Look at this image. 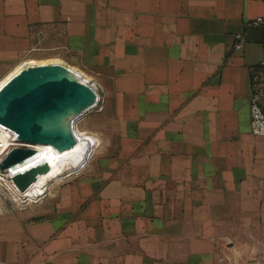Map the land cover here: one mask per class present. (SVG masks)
I'll return each mask as SVG.
<instances>
[{
  "label": "crops",
  "instance_id": "obj_1",
  "mask_svg": "<svg viewBox=\"0 0 264 264\" xmlns=\"http://www.w3.org/2000/svg\"><path fill=\"white\" fill-rule=\"evenodd\" d=\"M258 19L264 0H0V88L63 65L99 86L110 134L69 205L0 216V264H211L264 243Z\"/></svg>",
  "mask_w": 264,
  "mask_h": 264
},
{
  "label": "water",
  "instance_id": "obj_2",
  "mask_svg": "<svg viewBox=\"0 0 264 264\" xmlns=\"http://www.w3.org/2000/svg\"><path fill=\"white\" fill-rule=\"evenodd\" d=\"M69 73L60 64L22 65L0 88V124L18 134L21 143L72 149L75 135L64 131L59 121L70 112L84 114L96 107L98 99L88 84ZM34 153L30 148H13L0 162V170L23 163ZM50 170V164L43 163L13 176L12 181L25 192Z\"/></svg>",
  "mask_w": 264,
  "mask_h": 264
},
{
  "label": "rangeland",
  "instance_id": "obj_3",
  "mask_svg": "<svg viewBox=\"0 0 264 264\" xmlns=\"http://www.w3.org/2000/svg\"><path fill=\"white\" fill-rule=\"evenodd\" d=\"M55 62H61V61H55ZM51 63L54 62L37 63L31 65H44ZM26 65H30V64H26ZM67 69L69 70V72H74L69 68ZM84 79L89 83V85L91 84L93 85L94 82H90V79L88 77ZM95 89L96 91H99V86L97 85ZM101 105H102V101L96 110L85 113V115L80 118L81 120L80 119L77 120V122H75L76 124H74L75 130H78L80 133L84 132L87 138L89 139L95 138L94 140L97 141L96 143L97 147L96 149L93 150L92 156L87 162L88 164L86 169L83 170V172L81 170L78 174L67 173L66 175L62 176L60 180L59 179L51 180L49 182L50 190L43 197L37 199L36 201H31L27 198L26 199L22 198L21 195L16 191L15 187L11 182L10 177L12 175V172L3 173L0 170V216L5 213H9V212L12 213L16 210H23L32 206L58 207V206L69 205V196H66L67 194L65 195L66 191H69V183L75 182L84 175L86 170L89 168L91 162L99 154L103 142L107 141L110 135L99 131L100 122L101 124H103L107 120L105 116L101 118L97 117L96 112L101 109ZM13 148H19V147L18 146L12 147L9 151H11ZM33 148L38 151V156H43L48 153L51 147L35 146ZM6 153L0 156V162L3 160V158H5ZM40 159L43 158L41 157ZM251 241L253 242L256 240L251 239ZM224 251H227L226 245L221 246V249L219 250L217 255V261L211 262V264H264V243L262 242L260 244L256 242H254V244H251L249 246L248 253L239 250L237 252L233 251V254L231 255L225 253Z\"/></svg>",
  "mask_w": 264,
  "mask_h": 264
},
{
  "label": "bare ground",
  "instance_id": "obj_4",
  "mask_svg": "<svg viewBox=\"0 0 264 264\" xmlns=\"http://www.w3.org/2000/svg\"><path fill=\"white\" fill-rule=\"evenodd\" d=\"M71 76H74V78L81 79V81L85 82L89 85V83L82 78L81 76H78L77 74L70 72ZM76 76V77H75ZM95 94L97 95V105L96 107L86 111L91 112L97 109L99 104L102 101L101 95L99 94V91L96 92V86L89 85ZM84 114H76L74 112L68 113L66 116H64L59 121V126L66 132H72L75 135L76 138V144L72 149H68L65 151H58L54 149L52 146L46 155L38 156V151L35 150L33 147L37 146H45V145H32V144H25L21 143L19 139H17V144L13 141L15 137H18V134H16L14 131L7 130L6 128H3V126L0 124V156L4 153L8 152L10 150L11 146H18L23 148H30L34 150V155L28 158L25 162L19 163L12 168L2 171L3 173L12 172V175L10 177L11 182L13 186L15 187L16 191L21 195L24 199H29L31 201H36L37 199H40L43 197L49 190V182L51 180L59 179L66 175L67 173L71 174H78L84 167V165L87 163L88 159L92 156L93 150L97 147V141L94 139H89L86 137L85 133H80L78 130H75L74 124L79 120L81 117H83ZM81 120V119H80ZM77 128V126H76ZM98 140V139H97ZM100 143V142H99ZM7 154V153H6ZM43 159H40V158ZM4 159V158H3ZM43 163H48L51 166V170L49 173L38 176L37 181H35L28 190L25 192H20L16 185L13 183L12 178L13 176L20 174L22 172H25L26 170H29L31 168L37 167Z\"/></svg>",
  "mask_w": 264,
  "mask_h": 264
},
{
  "label": "built area",
  "instance_id": "obj_5",
  "mask_svg": "<svg viewBox=\"0 0 264 264\" xmlns=\"http://www.w3.org/2000/svg\"><path fill=\"white\" fill-rule=\"evenodd\" d=\"M262 24L264 21L262 19H258L256 24ZM241 36H236L237 44L235 46V50H239L241 48ZM260 72L253 77V96H252V104H251V131L252 134L258 137H264V111L261 108L259 102L264 100V59L259 63ZM94 86L97 84L93 83ZM3 128L6 126L2 125ZM7 130H10L9 128ZM11 131V130H10ZM18 137H15L13 141L17 142ZM15 146H11L10 149ZM1 148V147H0Z\"/></svg>",
  "mask_w": 264,
  "mask_h": 264
}]
</instances>
